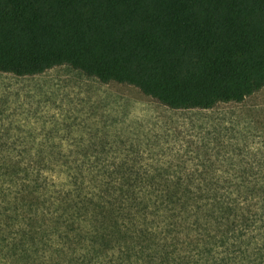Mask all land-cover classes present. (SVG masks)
Segmentation results:
<instances>
[{
    "label": "trees",
    "instance_id": "obj_1",
    "mask_svg": "<svg viewBox=\"0 0 264 264\" xmlns=\"http://www.w3.org/2000/svg\"><path fill=\"white\" fill-rule=\"evenodd\" d=\"M64 65L175 110L242 103L264 89V0H0V73ZM22 158L0 156V264H188L264 213L262 168L81 169L50 195L43 157Z\"/></svg>",
    "mask_w": 264,
    "mask_h": 264
},
{
    "label": "rangeland",
    "instance_id": "obj_2",
    "mask_svg": "<svg viewBox=\"0 0 264 264\" xmlns=\"http://www.w3.org/2000/svg\"><path fill=\"white\" fill-rule=\"evenodd\" d=\"M0 156L23 157L25 165L30 157H43L41 175L49 179L50 195L68 189L67 173L81 169L90 176L101 173L103 179L104 172L123 165L140 175L163 168L222 176L241 168L261 170L264 89L242 103L175 110L133 85L103 83L68 65L35 76L0 73ZM101 182L88 179L85 184ZM255 217L246 232L230 236V246L213 255L204 250L195 261L189 251L188 264H264V213Z\"/></svg>",
    "mask_w": 264,
    "mask_h": 264
},
{
    "label": "crops",
    "instance_id": "obj_3",
    "mask_svg": "<svg viewBox=\"0 0 264 264\" xmlns=\"http://www.w3.org/2000/svg\"><path fill=\"white\" fill-rule=\"evenodd\" d=\"M10 74V73H9Z\"/></svg>",
    "mask_w": 264,
    "mask_h": 264
}]
</instances>
